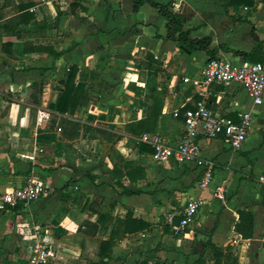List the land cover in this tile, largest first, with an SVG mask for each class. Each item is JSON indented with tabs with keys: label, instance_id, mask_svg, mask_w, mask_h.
Instances as JSON below:
<instances>
[{
	"label": "crops",
	"instance_id": "1",
	"mask_svg": "<svg viewBox=\"0 0 264 264\" xmlns=\"http://www.w3.org/2000/svg\"><path fill=\"white\" fill-rule=\"evenodd\" d=\"M152 1L184 20L188 38H207L215 58L244 61L237 53L255 49L251 34L264 54V0ZM164 25L150 6L132 11L129 0H0V190L30 179L43 187L36 201L0 213V246L14 264L23 262L13 248L26 246L27 263L34 237L48 244L50 264H213L209 244L228 248L235 264H264V194L255 184L264 173V102L251 107L235 85L209 87L207 108L252 116L237 151L198 140L199 156L213 164L205 188L193 164L155 162L137 151L141 135L124 132L156 116L143 134L174 144L180 113L196 100L183 80L195 78L208 57L166 40ZM70 75L76 107L61 114ZM189 201L199 205L195 219L175 233L178 219L163 216ZM239 212L251 215L250 237L237 228ZM125 215L152 228L123 234ZM101 242L111 244L108 259L98 258Z\"/></svg>",
	"mask_w": 264,
	"mask_h": 264
},
{
	"label": "built area",
	"instance_id": "2",
	"mask_svg": "<svg viewBox=\"0 0 264 264\" xmlns=\"http://www.w3.org/2000/svg\"><path fill=\"white\" fill-rule=\"evenodd\" d=\"M196 97L193 107L181 114L182 130L178 141L174 144L162 140L159 136L141 134L139 141L152 149L150 157L155 162L173 160L177 165L193 164L199 171L198 188H205L213 176V164L199 156L198 140H220L231 151L239 150L249 133L251 113L246 111L237 115L236 119L212 111L207 108L209 87L223 88L235 85L242 89L250 100L251 107L264 102V64L239 61L232 64L225 59H209L200 69L195 78L184 79ZM177 113L173 112V117ZM256 186L264 194V173L255 181ZM43 192V187L33 180H26L9 189L0 190V213H7L17 205L36 201ZM216 197L221 199V191L216 189ZM196 201L187 202L178 210L164 214L167 223L177 218L174 232L182 231L191 225L198 210ZM27 236H36L34 232ZM28 264H50L49 246L42 239L34 237L28 245Z\"/></svg>",
	"mask_w": 264,
	"mask_h": 264
},
{
	"label": "trees",
	"instance_id": "3",
	"mask_svg": "<svg viewBox=\"0 0 264 264\" xmlns=\"http://www.w3.org/2000/svg\"><path fill=\"white\" fill-rule=\"evenodd\" d=\"M129 1L132 4V11H136L137 8L142 4H147L152 9H154L159 16H161L164 19L166 40L176 43V45H178L183 51L187 53L202 51L207 55L208 57L207 60L215 59L214 51L208 49L209 40L207 38H202V39L188 38V33L182 31L184 20L174 14H171L167 10V5L163 6L160 4H156L152 0H129ZM237 1L238 0H231L230 2L232 3V5H236ZM247 1L248 0H244V2L246 3ZM251 36L257 43L255 49L250 54H243V53H237V54L241 55L243 59H245L244 61L246 62L264 64V54L260 53V44L255 39L253 34H251ZM253 55H257L260 61H255V59L249 58L250 56ZM72 80H73V75H70L67 82L68 85L66 84V86L62 90L59 102L56 107V111L61 114L65 112L68 114H72L74 108L76 107V100L78 98V95L74 93L72 90ZM67 106H70V109H67ZM184 110H182V112ZM182 112L180 113V115L182 114ZM155 122H156V116L150 117L149 115H147L142 120L125 125L124 132L131 135L132 137H138L143 133L152 131L153 127L155 126ZM72 126L74 128V126L77 127L78 124L74 122L72 123ZM82 127L86 130L93 131L97 135H103L105 139L107 138L118 139V136L114 134H109L103 129L85 126V125H82ZM136 147L139 153H147V154L152 153V149L145 144L138 143ZM128 170L129 169L127 168L124 170L125 176L128 175ZM141 176L142 174L140 173L139 177ZM118 223H119L118 228H121L119 231L123 234L142 233L152 228V225L147 224L139 219H133L131 218L130 215H125L123 219L118 221ZM239 226H241L242 228L241 232L243 233V236L245 238L250 237L251 228H252V219L249 212H239V225L237 226V228ZM110 245L111 244L108 242H101L99 244L98 252H97L99 260L102 258L105 259L109 258ZM205 247L212 252V256L214 258L213 264H235V259L232 258L228 248L220 249L211 244L206 245ZM157 264H165V263H157ZM194 264H201V263L195 262Z\"/></svg>",
	"mask_w": 264,
	"mask_h": 264
},
{
	"label": "rangeland",
	"instance_id": "4",
	"mask_svg": "<svg viewBox=\"0 0 264 264\" xmlns=\"http://www.w3.org/2000/svg\"><path fill=\"white\" fill-rule=\"evenodd\" d=\"M26 246L22 247H15L13 248L12 253L15 255V259L18 258L19 260H22L23 264H28L24 260V255L26 254ZM5 250L0 246V264H14L12 258L10 255L8 257H5ZM3 258V259H2ZM4 260V261H3Z\"/></svg>",
	"mask_w": 264,
	"mask_h": 264
}]
</instances>
